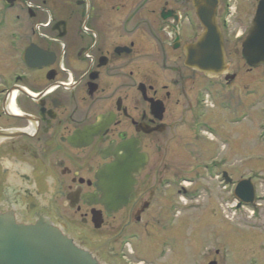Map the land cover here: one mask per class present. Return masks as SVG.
I'll list each match as a JSON object with an SVG mask.
<instances>
[{
  "label": "flooded vegetation",
  "instance_id": "obj_1",
  "mask_svg": "<svg viewBox=\"0 0 264 264\" xmlns=\"http://www.w3.org/2000/svg\"><path fill=\"white\" fill-rule=\"evenodd\" d=\"M194 1L214 10L223 37L229 69L218 76L186 64L204 29ZM261 1L0 0V213L45 219L102 264H135L126 253L145 236L177 241L185 221L212 218L222 233L198 244L199 260L218 264L220 209L253 229L261 205L256 178L237 176L242 160L230 158L258 137L246 125L258 127L256 81L241 79L253 86L238 97L231 60L257 70L242 45ZM119 170L129 176L115 184ZM246 178L252 205L235 195Z\"/></svg>",
  "mask_w": 264,
  "mask_h": 264
},
{
  "label": "water",
  "instance_id": "obj_2",
  "mask_svg": "<svg viewBox=\"0 0 264 264\" xmlns=\"http://www.w3.org/2000/svg\"><path fill=\"white\" fill-rule=\"evenodd\" d=\"M194 4L204 29L197 41L186 47V64L205 74L218 76L229 69L223 37L215 22L214 10H209L202 2L194 1ZM33 51L29 48L26 54ZM242 55L250 68L264 65V0L259 4L249 36L243 42ZM114 176L117 184V181L126 180L129 173L119 170ZM102 180L107 183V171L102 173ZM235 195L245 203L254 202L255 188L250 179L237 184ZM0 264L102 263L45 219L24 225L17 223L10 214L0 213Z\"/></svg>",
  "mask_w": 264,
  "mask_h": 264
},
{
  "label": "rangeland",
  "instance_id": "obj_3",
  "mask_svg": "<svg viewBox=\"0 0 264 264\" xmlns=\"http://www.w3.org/2000/svg\"><path fill=\"white\" fill-rule=\"evenodd\" d=\"M52 10L54 11L55 9ZM232 56V68L240 70V75L236 84L240 86V81L244 77L248 82V76H251L253 80L256 81L259 112L257 116V130L254 129V121H246V125L250 129H253L254 133L258 132L257 141L253 138V134L251 137H242L241 141H243L242 146L244 152L242 150V152L238 154L236 150L233 151L230 148V153L232 155L230 158L232 161L235 159L242 160V165L236 170V172L238 171L236 175H252V177H255L257 193L264 196V111L262 112L263 114L260 113V107L264 105V66L246 75V66L244 62L239 57ZM251 85L252 84L242 85L237 88L238 97L245 98V91L251 87ZM251 133L253 132L251 131ZM231 146L232 148L234 147L233 141ZM225 154L229 156L228 147L225 150ZM259 203L261 205L255 207V222L257 228L253 229L240 226H238V229L235 224L236 222L232 221L229 216L220 209L219 212L225 220V231L221 234L224 237L225 248L222 249L221 254L211 255L210 259L215 257L216 260H218V264H243L253 260L257 261V264H264V198ZM226 211L229 213L227 207ZM241 212L246 211L242 210ZM195 222L197 226L194 225L193 230L190 229V226L194 224V221L192 225L187 221L181 225L179 230L187 226L189 227L180 234V238L178 237L177 241H174L173 236L164 231L150 238L149 236H145V239L138 243V245L142 244L140 247L134 246L133 250L130 248L129 252L126 253L127 258L135 264L138 261L141 264H201L199 259L202 256V250L198 247V244L200 242H216L218 234L222 232L219 230L217 222L212 218L205 222V224L209 226L202 225L200 220ZM238 230H241V232ZM174 235L176 236L177 234ZM176 258L179 259L178 261L180 263L175 261Z\"/></svg>",
  "mask_w": 264,
  "mask_h": 264
}]
</instances>
